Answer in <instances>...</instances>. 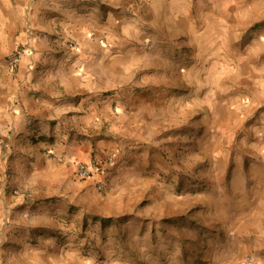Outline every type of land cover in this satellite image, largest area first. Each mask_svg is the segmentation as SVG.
Segmentation results:
<instances>
[{
	"label": "crops",
	"instance_id": "0c3cea01",
	"mask_svg": "<svg viewBox=\"0 0 264 264\" xmlns=\"http://www.w3.org/2000/svg\"><path fill=\"white\" fill-rule=\"evenodd\" d=\"M116 1L0 0V152L15 137L19 150L10 159L12 181L19 186L18 191L6 195L0 188V264L87 260L81 249L86 236L78 238L72 231L63 239L51 219L61 220L70 209L67 202L77 198L84 201L93 184H103L99 192L106 190L102 196L92 194L96 200L105 197L112 203L115 197V204L125 195L130 197L135 182L142 183L144 189L151 186L155 165L147 155L157 153L161 145L153 136L173 126L168 112H175L176 97L161 93L164 85L159 72L139 70L145 64L137 60L141 56L121 55V47L133 46V39L141 35L138 23L129 21L128 13L106 7L118 4ZM259 8L254 1L233 8L228 1L221 12L215 2L188 0L182 13H169L166 27L169 31L174 27L175 34L167 36L182 40L175 44L179 49L223 45L227 38L230 43L233 32L247 30L264 19V15L259 16ZM263 26L248 33L249 47L259 46ZM13 55L18 58L17 67L10 64ZM133 67H137L134 75ZM164 75L171 76L168 71ZM257 81L258 97L252 98L257 102L251 108L259 112L262 123L252 128L254 132L249 131L254 140L245 138L240 143L243 153L230 156L225 163L224 179L227 182L232 177L227 183L231 190L223 195L225 211L214 212L218 238L209 242L221 247L215 248L216 252L208 249L206 254H231L236 258L257 254L264 259V75ZM131 82L159 94H131ZM122 100L131 114L116 116L114 103ZM131 127L133 135L128 134ZM105 128L108 134L119 135L105 137ZM112 157L114 162H110ZM81 161L98 163L93 177L77 176ZM1 171L0 163V182ZM186 172L180 166L176 176H168L183 180ZM186 186L192 188L193 184ZM192 191L186 190V196L174 201V213L162 211L161 215L179 219L190 210L192 217L204 213V208L199 209L200 197L193 196ZM164 198L169 199L166 194ZM185 202H189L187 210ZM216 203L220 206L221 200ZM41 212L48 218L43 216L41 220L50 223L37 219L26 222L29 214ZM186 220V226L190 225ZM77 228V224H71V229ZM126 232L113 234L123 236ZM101 235L97 234L96 241ZM204 241L191 238L187 242L199 246Z\"/></svg>",
	"mask_w": 264,
	"mask_h": 264
},
{
	"label": "rangeland",
	"instance_id": "374dc122",
	"mask_svg": "<svg viewBox=\"0 0 264 264\" xmlns=\"http://www.w3.org/2000/svg\"><path fill=\"white\" fill-rule=\"evenodd\" d=\"M187 1L117 0L118 4L106 5L107 8L114 7L121 13H128L129 21L138 23L137 30L141 36L133 39V46H122L121 55L132 58L137 54L141 56L137 60L145 63L141 64L142 68L139 70L145 73L159 72L161 85H164L161 93L176 97L175 112H168L169 123L173 126H169L166 134L163 132L153 136V139L157 137L161 141V145L157 153L147 155L155 165H152L150 187L144 189L142 183L135 182L130 197L125 195L121 198V203L115 204V197L111 198L112 203L105 197L103 201L96 200L92 194L102 196L106 194V190L99 192L98 187L93 184L88 187L91 194L84 201L77 198L67 202L70 209L66 214L63 213L61 220L51 219L54 229L60 230L58 235L63 236V239L72 231L76 232L78 238L86 236L85 245L81 249L87 260L72 259L67 264H248L249 256L259 258L258 264H264V259L257 254H243L238 258L231 254H206L208 249L214 248L216 252L215 248L221 247L220 244L217 246L209 242L218 238L214 229V224L217 223L214 212L225 211L223 195L231 190V185L227 183H231L232 177L229 182L224 179L225 163L230 156L237 157L243 153L244 148L240 143L245 138L254 140L249 131L252 128L255 130L256 125L262 123L258 119L259 112L254 109L257 101H252V98L258 97L256 83L264 75L261 70V65L264 64V35L256 48L248 46L247 35L264 25V19L247 30L233 32L230 43L227 38L223 45L179 49L175 44L182 40L167 36L168 33L174 35L175 28H170V32L166 27V20L169 13H178V10L182 13L183 4ZM196 1L193 0L194 3ZM200 1L202 4L215 2L216 8L219 6L221 12L223 4L228 1L233 8H240L254 1L262 9L259 16L264 15V0ZM193 8V13H196L195 6ZM117 35L123 34L118 32ZM168 47L175 50L168 51ZM136 68L132 69L133 75ZM166 71L171 75L169 78L164 75ZM137 85L133 86L132 82L129 84L131 94H159ZM119 104L114 103L116 116L120 113L131 114V109L125 108L124 100ZM132 129L134 128L131 127L128 134H134ZM107 130L105 128V137L111 135ZM117 135L119 134L115 133L111 136ZM16 145L17 137L11 139L6 149L0 152L3 175L0 188L5 190L6 195L8 192L16 194L19 187L12 181L10 162L12 155L19 151L15 148ZM180 166L181 170L187 171L183 180L168 176L169 173L176 176ZM190 173L193 175L190 176ZM140 174L143 179V173ZM236 183L239 184L240 181L237 180ZM188 184H193L192 188H187ZM62 187L63 184L59 188ZM118 187L119 185L114 186L108 192ZM192 189L191 194L200 197L199 209L204 208V213L192 217L190 210L179 219L161 215L162 211L174 213V201L179 200L181 195L186 196V190ZM165 194L168 200H165ZM219 199L220 206L216 205ZM188 203H184V210L189 209ZM43 216L47 218L43 212L29 214L26 222L37 219L50 223L49 220H41ZM186 219L190 221L188 226ZM72 223L77 224V230L71 229ZM124 231L127 232L123 236L113 234ZM98 233L101 237L96 241ZM191 238L205 241L195 246L187 242Z\"/></svg>",
	"mask_w": 264,
	"mask_h": 264
},
{
	"label": "built area",
	"instance_id": "2783aa9c",
	"mask_svg": "<svg viewBox=\"0 0 264 264\" xmlns=\"http://www.w3.org/2000/svg\"><path fill=\"white\" fill-rule=\"evenodd\" d=\"M10 64L13 67H17L18 66V58L13 55L9 58ZM110 162H113V157L110 159ZM97 169H99V165L97 162L92 161V162H84L81 161L77 164V176L81 179H89L91 177H93L97 171ZM103 184L99 183L98 184V188L99 189H103ZM247 262L248 264H258L257 260L254 259L253 257L249 256L247 257Z\"/></svg>",
	"mask_w": 264,
	"mask_h": 264
}]
</instances>
